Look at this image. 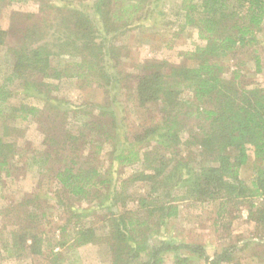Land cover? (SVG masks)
<instances>
[{
	"label": "trees",
	"instance_id": "1",
	"mask_svg": "<svg viewBox=\"0 0 264 264\" xmlns=\"http://www.w3.org/2000/svg\"><path fill=\"white\" fill-rule=\"evenodd\" d=\"M34 1L37 12L13 11L8 29H0V47L11 40L3 61L10 69L7 77L19 80L25 97L41 103L14 107L9 100L15 95L0 86V190L14 178L18 164L37 177L52 175L68 198V215L60 228L62 238L73 239L67 249L104 243L111 264H135L142 256L141 264H163L168 253L174 264H190L182 249L194 255V264H239L232 263L239 251L224 250L209 258L200 245H172L163 239L152 243L149 238H157L166 222L177 216L175 188L184 190L182 200L215 204L218 219L232 217L245 206L255 232L264 233V87L243 86L239 80L244 78L241 68L248 64L245 56L255 73L262 69L257 48L264 47V0H182L184 24L202 44L186 52L179 64L147 59L135 73L121 70L128 51L118 40L147 24H159L158 0H87L78 6L73 0L61 6L49 5L51 0ZM54 57L69 61L52 66ZM228 59L235 61L236 69L227 78ZM63 80L79 83L81 89H102L103 102L72 107L52 96L58 88L54 82ZM125 106L144 109L154 123L132 140L120 117ZM18 120L36 124L38 147L17 135ZM72 121L80 124L74 131ZM15 134L19 138L4 140ZM90 135L94 137L87 141ZM104 146L110 147V167L122 170L138 164V172L124 176L119 170L113 181L108 168L94 163ZM250 154L254 175L241 179L240 168ZM136 181L148 183V195L137 199L136 209L116 213V206L126 208L134 202L125 191ZM33 195L17 205V211L24 208L23 215L15 220L13 243L2 247L9 257L26 251L43 254L42 233L30 212L42 204L37 193ZM1 197L0 217L9 218L12 209ZM94 221L102 222V231ZM250 246L263 248L249 243L240 250ZM50 255L53 264L62 262L61 251ZM256 260L264 264V257Z\"/></svg>",
	"mask_w": 264,
	"mask_h": 264
},
{
	"label": "rangeland",
	"instance_id": "2",
	"mask_svg": "<svg viewBox=\"0 0 264 264\" xmlns=\"http://www.w3.org/2000/svg\"><path fill=\"white\" fill-rule=\"evenodd\" d=\"M69 0H51L49 5L61 6L67 3ZM87 0H73V5L85 4ZM90 2V0H89ZM181 3L182 0H158L156 1L157 8L155 9L160 14L161 22L159 21L155 27L147 24L143 29H137L128 32L118 40V45H124L128 51V56L123 59L122 71L123 72H136L138 71V65L141 61L147 59L165 60L171 64H179L184 60V54L189 51H193L197 46L202 44V41L198 39L193 29L186 26L184 19L181 17ZM38 4L34 0H25L24 2L7 3L6 0L0 3V29L7 30L9 26V19L11 12L13 11H27L37 12ZM264 33V32H263ZM264 38L261 36L260 39ZM11 44V40L0 47V86H5L3 91L13 93L15 97L11 98L10 105L14 107L30 106L41 107V103L37 98H29L23 95L21 84L19 80L10 81L9 75L10 69L4 64L7 47ZM258 52L262 59L261 72H254L253 65L249 62L247 56L243 59L248 64L245 68H241V85L243 86H262L264 87V47L260 46ZM69 61V59H62L59 57L51 58L50 62L52 66H57L59 61ZM230 67L229 72L225 74L228 78L231 71H234L235 61L230 59L225 61ZM188 65L191 63L186 62ZM57 85V90L52 92L51 95L56 96L58 99L64 100L72 107L88 103H102L103 94L102 89L85 86L81 89L74 81L63 80L59 83L54 82ZM2 86V87H3ZM188 92L184 91V96ZM121 98V97H120ZM188 99V97H186ZM124 100L123 98H121ZM133 107V106H132ZM125 106L121 108L120 117L124 119V124L127 128V135L132 140L133 135H137L143 128L152 127L154 123L153 119L148 118V114L145 110H141L137 107ZM85 110L89 109V106L84 107ZM155 122V121H154ZM156 123V122H155ZM12 121H9L7 125L11 126ZM79 123L71 122L72 130H76ZM15 126L19 128L17 135L21 136L22 140L31 143L34 147H38L41 141V135L36 124L32 121H16ZM1 133V131H0ZM18 136L11 135L4 137L5 141H13ZM94 135L87 137V141L93 138ZM19 138V137H18ZM110 147L104 146L103 150L98 157L95 158L94 163L99 165L102 170H109L113 181H115L117 172L119 170L116 165L110 167L108 161V153ZM16 170L14 178L7 180L0 190L4 203L9 205L12 209L9 211V218L0 217V264H53L50 253H59L61 251L62 262L58 264H111V255L108 247L104 243L74 244L75 249H67L72 245L73 239L61 236L60 228L64 224L68 215V198L65 193L60 191L55 183L52 175L48 174L42 177H37L34 171L26 169L19 164L15 166ZM254 160L250 154L249 161L246 165L240 168V178L248 179L254 175ZM140 166L138 164L123 168L122 174L128 176L133 172H138ZM149 192V185L143 181H136L130 183L125 191L126 196H129L131 200H134L132 204H128L126 208L118 205L115 207L116 213H122L134 208L136 209L137 199L146 197ZM39 197L40 209H36L32 212L33 218L36 221L35 227L42 233V240L40 248L43 250L42 255H33L29 252L17 253L13 257H9L3 250V245L10 246L13 243V239H10L12 231L16 230V218L23 215L24 208L21 211H17L19 208L17 205H23V199L26 196L35 195ZM25 195V196H24ZM33 195V196H34ZM184 190L182 188H175L172 191V197L174 203L178 206V214L175 218L168 220L165 226L161 229L160 235L156 237H150L149 240L159 242L160 239L170 242L172 245L180 244H193L200 245L204 248L206 255L209 258L215 257L224 250L239 251L236 257L233 258L232 263L238 261L239 264H259L256 259L264 257V233L257 234L254 230V226L248 222V214L245 206L240 207L237 212H234V216H223L217 218L216 205L213 203H199L190 199L182 200ZM22 201V202H21ZM1 203V201H0ZM137 204V205H136ZM32 205V203H30ZM37 205V203H34ZM78 207L86 208L85 203H77ZM92 206V204H90ZM43 214V216H42ZM98 214L103 215L105 212L99 211ZM96 229L101 230L102 222L94 221L92 224ZM149 241V242H150ZM62 245H59L61 244ZM262 244V246L255 248L250 246L244 250L240 248L244 244ZM156 244V243H155ZM63 248H62V247ZM247 246V245H246ZM181 253L189 257L190 264H194L195 257L186 249L180 250ZM255 258V259H254ZM144 257L135 260V264H141L144 261ZM163 264H174V256L171 253L163 256ZM227 264V263H223Z\"/></svg>",
	"mask_w": 264,
	"mask_h": 264
}]
</instances>
